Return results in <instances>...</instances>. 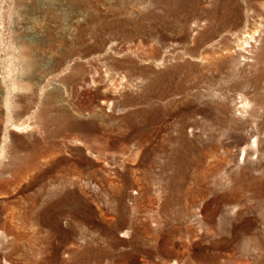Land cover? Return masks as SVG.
Returning <instances> with one entry per match:
<instances>
[{"label":"rangeland","instance_id":"rangeland-1","mask_svg":"<svg viewBox=\"0 0 264 264\" xmlns=\"http://www.w3.org/2000/svg\"><path fill=\"white\" fill-rule=\"evenodd\" d=\"M260 20L0 0V264H264V31L237 46Z\"/></svg>","mask_w":264,"mask_h":264},{"label":"bare ground","instance_id":"bare-ground-1","mask_svg":"<svg viewBox=\"0 0 264 264\" xmlns=\"http://www.w3.org/2000/svg\"><path fill=\"white\" fill-rule=\"evenodd\" d=\"M263 20V19H261ZM261 20H260V23L257 22V24L255 23L254 26H253V30L252 31H249V32H245V37L242 39V38H238L237 40V46L245 51L248 50V54L249 52L251 53L252 50L257 47L258 45H260V40L261 38L263 37V31H264V26L263 24L261 23ZM264 23V22H263ZM249 26V25H248ZM248 28V27H247ZM250 30V29H249ZM248 31V30H247ZM262 41V40H261ZM250 49V50H249ZM246 60V58H245ZM248 60V58H247ZM245 98V97H244ZM247 98V97H246ZM248 100V99H247ZM246 100V101H247ZM243 100H241V103L243 104L240 108H245L246 105L248 106L247 102ZM239 110V109H238ZM248 145V144H247ZM246 145V146H247ZM250 147L252 148V145H250ZM249 146H247L246 148L243 149V153L245 154V156L247 157L250 153V149ZM253 152V151H251ZM251 156V155H250ZM7 241V239H6ZM173 264H176V263H173Z\"/></svg>","mask_w":264,"mask_h":264}]
</instances>
